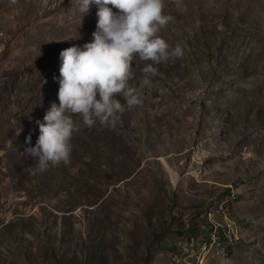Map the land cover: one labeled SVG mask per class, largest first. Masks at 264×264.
<instances>
[{"label":"rangeland","instance_id":"obj_1","mask_svg":"<svg viewBox=\"0 0 264 264\" xmlns=\"http://www.w3.org/2000/svg\"><path fill=\"white\" fill-rule=\"evenodd\" d=\"M162 3L182 55L151 87L134 56L142 103L111 126L74 114L69 160L34 172L58 52L91 39L95 6L0 0V264H264V0Z\"/></svg>","mask_w":264,"mask_h":264},{"label":"clouds","instance_id":"obj_2","mask_svg":"<svg viewBox=\"0 0 264 264\" xmlns=\"http://www.w3.org/2000/svg\"><path fill=\"white\" fill-rule=\"evenodd\" d=\"M81 16L95 6V27L91 39L82 45L70 44L59 50L56 101H50L41 119L35 121V143L24 152L35 159L32 171H43L49 164L67 162L70 137L77 127L73 115L84 125L98 122L113 125L124 106L142 103V93L131 83L133 57L151 60L141 68L140 85L151 87L155 63L182 55L179 43L170 46L157 33L173 19L163 13L162 0H76ZM120 98H123L121 103ZM29 136L26 134L25 140Z\"/></svg>","mask_w":264,"mask_h":264},{"label":"bare ground","instance_id":"obj_3","mask_svg":"<svg viewBox=\"0 0 264 264\" xmlns=\"http://www.w3.org/2000/svg\"><path fill=\"white\" fill-rule=\"evenodd\" d=\"M216 230V228H215ZM214 232V231H213ZM221 233V232H220ZM218 234V233H217ZM219 235V234H218ZM225 237L223 238H218L217 236H212L211 240H209L208 242L204 243L205 245H213L216 247V253L218 254H224V251H226V242L227 245L230 244L231 239L229 238V236L224 235ZM207 237V236H206ZM204 239V238H203ZM235 239V238H234ZM204 241V240H203ZM201 247V246H200ZM202 251V250H201ZM211 252V251H210ZM214 252V250H213Z\"/></svg>","mask_w":264,"mask_h":264},{"label":"trees","instance_id":"obj_4","mask_svg":"<svg viewBox=\"0 0 264 264\" xmlns=\"http://www.w3.org/2000/svg\"><path fill=\"white\" fill-rule=\"evenodd\" d=\"M188 226H187V229L190 231V230H192L193 229V223L190 221V223H188L187 224Z\"/></svg>","mask_w":264,"mask_h":264}]
</instances>
